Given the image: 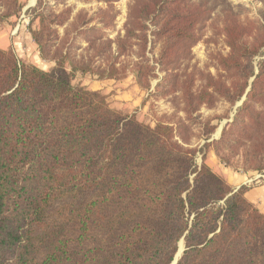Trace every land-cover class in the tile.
I'll list each match as a JSON object with an SVG mask.
<instances>
[{
    "label": "trees",
    "instance_id": "1",
    "mask_svg": "<svg viewBox=\"0 0 264 264\" xmlns=\"http://www.w3.org/2000/svg\"><path fill=\"white\" fill-rule=\"evenodd\" d=\"M42 6L33 11L31 24L40 20V28L32 36L53 70L0 48V264H172L182 239L178 264H264V214L246 198L247 188L235 192L205 163L198 169L193 152L174 141L173 127L143 125L110 109L100 93L73 85L69 55L53 54L59 36L51 27L71 10ZM190 8L185 0H149L134 5L131 22L144 45L148 22L157 26L154 34L171 41L180 58L202 37L196 27L211 9ZM223 32L231 52L219 62L238 83L211 78L216 92L188 88L186 105L191 114L212 106L221 90L235 103L250 87L214 144L219 155L245 148L248 165L264 172V59L257 73L253 65L264 52V25L252 41L239 23ZM107 45L92 46L99 55ZM117 73L115 65L99 72L111 79ZM153 73L145 60L138 83L149 87Z\"/></svg>",
    "mask_w": 264,
    "mask_h": 264
},
{
    "label": "rangeland",
    "instance_id": "2",
    "mask_svg": "<svg viewBox=\"0 0 264 264\" xmlns=\"http://www.w3.org/2000/svg\"><path fill=\"white\" fill-rule=\"evenodd\" d=\"M147 2L149 0H0V48L14 51L20 63L36 65L45 71L53 70L55 62L41 56L32 36V31L40 28V20L31 24V17L34 9L41 5L56 14L70 9L71 14L64 24L51 27L59 36V49L53 54L57 57L65 53L69 55L66 69L72 75L73 85L100 93L110 109L123 116H135L143 125L155 127L162 123L173 127L176 133L174 141L184 150L193 152L195 166L200 169L205 163L235 192L243 187L248 192L256 185L264 186V172L248 165L244 157L245 148H240L237 153L222 149L219 155L214 144L221 140L224 129L234 120L250 87L235 103L229 101L221 90L212 106L202 105L192 114L184 97L188 88L196 93L202 88L216 92L211 78L223 81L227 87L238 83L239 78H233L219 62L220 56L226 57L231 52L223 28L228 23H239L244 27L246 37L252 41L259 26L264 25V0H185L191 8L203 5L211 9L196 27V32L202 37L180 58L175 49L169 50L171 41L154 34L159 30L150 22L149 39L145 45L142 42L141 31H136V26L132 25L131 12L134 5L141 7ZM2 40L9 45L11 43V47L5 48L8 44H2ZM120 41L127 47L122 53L119 51ZM92 45L95 48L107 45L108 48L98 55ZM164 58L174 59V62L165 66ZM262 59L264 52L253 60L255 73ZM145 60L154 70L149 87H142L136 77ZM114 65L118 69L115 78L99 74L101 71L109 72ZM74 67L78 69L74 70ZM164 78L175 79L161 86ZM260 106L258 104L255 108L260 110ZM183 125L188 127L182 133L180 128ZM222 171L226 175L232 173L248 177L247 182L235 190L228 183V178L221 174ZM180 242L184 245L181 260L185 251L184 239Z\"/></svg>",
    "mask_w": 264,
    "mask_h": 264
},
{
    "label": "crops",
    "instance_id": "3",
    "mask_svg": "<svg viewBox=\"0 0 264 264\" xmlns=\"http://www.w3.org/2000/svg\"><path fill=\"white\" fill-rule=\"evenodd\" d=\"M2 44L7 45L8 42L2 40ZM10 47H11V43L10 45L8 44V46H6L5 48H10ZM224 173L222 171L221 174L224 175L226 178H228L229 181L228 183L231 186L235 187V190L240 188V186L245 185L247 182L246 179L248 177L240 176L238 174L234 175L232 173L231 174L227 173L226 175ZM246 197L250 202L254 203L259 208V210L264 214V186L256 185L254 189L248 190Z\"/></svg>",
    "mask_w": 264,
    "mask_h": 264
},
{
    "label": "bare ground",
    "instance_id": "4",
    "mask_svg": "<svg viewBox=\"0 0 264 264\" xmlns=\"http://www.w3.org/2000/svg\"><path fill=\"white\" fill-rule=\"evenodd\" d=\"M181 244H179V250H178V254L176 256V261L179 259L180 255L182 254V251H183V242H180Z\"/></svg>",
    "mask_w": 264,
    "mask_h": 264
},
{
    "label": "water",
    "instance_id": "5",
    "mask_svg": "<svg viewBox=\"0 0 264 264\" xmlns=\"http://www.w3.org/2000/svg\"><path fill=\"white\" fill-rule=\"evenodd\" d=\"M181 256V255H180ZM180 258V257H179ZM180 259H178L177 261L175 260L174 264H178Z\"/></svg>",
    "mask_w": 264,
    "mask_h": 264
}]
</instances>
